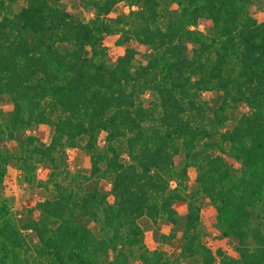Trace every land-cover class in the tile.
I'll use <instances>...</instances> for the list:
<instances>
[{
  "label": "trees",
  "instance_id": "trees-1",
  "mask_svg": "<svg viewBox=\"0 0 264 264\" xmlns=\"http://www.w3.org/2000/svg\"><path fill=\"white\" fill-rule=\"evenodd\" d=\"M61 1L0 0V97L12 104L0 110V184L13 160L51 191L25 218L0 200V264H264V20L253 0H77L87 20ZM120 3L137 8L107 18ZM108 35L125 45L114 61ZM48 124L47 144L22 136ZM68 148L87 152L86 174L66 169ZM201 198L237 256L203 242ZM143 217L171 226L161 242L181 229L174 257L146 246Z\"/></svg>",
  "mask_w": 264,
  "mask_h": 264
},
{
  "label": "rangeland",
  "instance_id": "rangeland-1",
  "mask_svg": "<svg viewBox=\"0 0 264 264\" xmlns=\"http://www.w3.org/2000/svg\"><path fill=\"white\" fill-rule=\"evenodd\" d=\"M61 6L65 7L66 10L75 17H78L82 20H87L92 17L91 13H86L81 10L77 0H63L59 3ZM24 5L22 2L16 4L17 7ZM137 6H129L128 4H117L111 12L108 14L107 18L114 17L118 14H127L129 10H135ZM251 12L256 16L258 21L264 20V0H253V3L250 7ZM200 29H203V26H199ZM204 31L210 33V29H204ZM116 36L108 35L105 37L104 46L106 47L107 54L110 60L114 61L115 58L123 52L125 45H117L115 43ZM132 46L137 50V58L143 60L142 54L147 51V48L136 42L135 40H130L127 44ZM210 93H203L204 98H209ZM143 98H148V94H145ZM12 106L11 101L8 96L0 97V110L10 109ZM246 110V108H240L235 116L239 115L240 112ZM230 124V123H228ZM52 126L44 125L39 129L25 130L22 133V136H25L29 133L35 134L39 137L40 143L47 144L50 141L52 135ZM4 145L11 151L17 150V143L14 140H5ZM66 169L72 174L80 172L86 174L90 169V163L88 160V154L81 148H68L66 155ZM48 169H42L39 167L35 173L36 180H43L47 177ZM193 169H189V178H188V189L192 190L195 188V182L193 180ZM101 190H108L110 184L107 181H100L99 183ZM49 188V189H48ZM47 189L32 185L29 186L23 179V173L21 169L15 164L12 160L8 165L7 176L4 178V181L0 184V200L8 199V203L11 205V210L17 212L21 218H25L28 211L27 208L32 206L37 200H42L49 197L51 194L50 187ZM200 209L202 217V226L205 230L203 235V242L211 247L212 249L221 248L225 253L233 256H237L235 252L234 245L235 240L233 238L222 237L219 231L216 228V225L213 221V209L207 198L200 199ZM178 215L179 222L182 224L183 216L186 211V203L178 202L174 204ZM139 223L144 229L145 237L144 241L146 246L149 249H160L166 253L168 257H174L178 251L177 246L180 243L181 239V229H178L176 236L170 240V242H161L159 241L158 234L167 233L170 231L171 226L164 222L158 221L157 225H153L151 221L143 217L139 220ZM158 227V228H157ZM93 229H96L93 227ZM28 235L31 233L27 232ZM129 264H139L138 260L131 261ZM183 264H197L191 259L183 261Z\"/></svg>",
  "mask_w": 264,
  "mask_h": 264
}]
</instances>
